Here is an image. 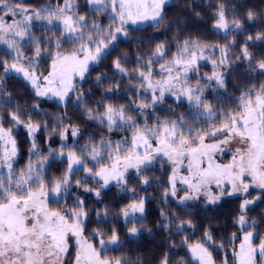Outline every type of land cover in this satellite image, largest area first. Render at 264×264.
<instances>
[{"label":"snow or ice","instance_id":"snow-or-ice-1","mask_svg":"<svg viewBox=\"0 0 264 264\" xmlns=\"http://www.w3.org/2000/svg\"><path fill=\"white\" fill-rule=\"evenodd\" d=\"M85 2L89 12L107 14L110 23L90 21L88 14L79 12L77 0H56L55 6L41 7L26 0H0V45L6 46L11 57L0 59V264H144L126 253L107 254L124 246L120 229L116 223L110 225V220L123 222L126 237L152 231L143 218L146 204L154 197L139 195L130 186L131 179L141 191L153 182L163 189L156 227L167 230L169 239L197 227L190 202L203 198L207 208L238 195L241 202L232 219L237 231L228 241L232 264H264V210L258 217L249 216L264 203V82L253 83L257 73L264 76V53L251 50L256 43L264 44V11L234 0H217L209 5L214 9L212 29L222 33L227 43H209L193 36L181 39L178 29L171 43L155 42L141 52L145 41L130 35L129 25L169 31L179 23L166 18L170 0ZM188 7L196 12L192 5ZM256 22L260 23L255 34L246 33L245 26ZM36 25L43 29L40 35L34 34ZM239 36L245 37L243 42ZM122 39L136 40L135 67H126L131 57L121 52L111 60L112 80L107 72H100L91 81L92 88L78 86L89 82L90 67L111 56ZM65 44L72 47L63 50ZM26 47L30 55L25 54ZM44 59L51 61L46 75L40 67ZM201 61L211 63L210 75L200 74ZM13 73L31 87L37 99L56 98L65 111L45 113L46 119L34 121L32 116L43 109L38 103L29 109L14 98L5 83ZM233 73L245 78L234 85L240 94L231 98L238 104L234 109L217 107L213 101L226 94ZM94 89L101 93L99 99L93 97ZM117 96L125 97L127 103L117 101ZM169 96L177 106L186 103V112L177 115L169 107V115H157ZM70 102L81 109L85 120L109 134L126 135L114 140L111 135L89 134L80 144L84 133L67 112ZM50 120L55 121L51 127ZM20 127L30 141L29 158L24 167L16 169L19 148L14 132ZM41 129L48 133L46 151L37 143ZM53 137L59 139L56 148L50 142ZM233 143L239 147L231 161L218 163L217 154L231 151L228 146ZM54 160L66 161V168L49 177ZM158 162L171 167L166 181L145 174ZM77 173L83 176L74 179ZM89 181L98 187L89 186ZM112 182L121 193L129 194V202L118 212L108 206L96 210V226L87 231L90 215L82 192L101 200ZM181 191L183 196L178 195ZM180 243L194 264H216L209 250L215 244L210 227L204 228L197 242L189 243V236H182ZM219 247L224 249L223 241ZM158 264L173 262L165 254ZM176 264H188V260L180 258ZM221 264H228L227 256Z\"/></svg>","mask_w":264,"mask_h":264},{"label":"trees","instance_id":"trees-1","mask_svg":"<svg viewBox=\"0 0 264 264\" xmlns=\"http://www.w3.org/2000/svg\"><path fill=\"white\" fill-rule=\"evenodd\" d=\"M28 4L33 7H41L45 5L55 6L56 0H26ZM217 0H195L193 4V0H170L169 6L165 8V12L167 14V20H176L178 24H172L171 29L167 32L161 28L160 30L153 29L147 25H139L132 26L129 25L130 35L135 36L137 38H143L145 44L142 48L139 49L141 52H145L146 50L155 46V42H159L162 40H168L170 43L172 42V38L177 34L179 29V34L181 39L186 36L200 37L203 40L209 43H219L224 44L227 41L223 38L222 33H217L212 29V12L214 11L209 5L215 4ZM235 3L245 4L248 7H255L257 10L264 11V0H234ZM188 5H192L195 7L196 12L200 13V16L197 17L196 12H193L189 9ZM79 12L81 14H88L91 20H94L98 14H94L89 12L87 9V5L83 3L79 4ZM247 9H241V15ZM96 15V16H95ZM95 17V18H94ZM100 21L102 23H108V19L103 15H100ZM260 22L247 24L245 26L246 33L255 34V29L259 27ZM42 27L40 25H36L34 28V34L40 35L42 32ZM59 35V33H57ZM153 38V42H149V38ZM245 39L244 36H239L238 41L243 42ZM72 47L71 44H65L63 50H68ZM257 54L264 53V44L256 43L255 46L251 49ZM25 54L30 55L31 50L30 47H26L24 49ZM136 48V40H133L129 43L126 40H121L119 42V47L116 51L112 53L111 56L107 57L103 60L99 65L90 67V71L88 73L89 82L82 83L83 89L87 90L88 88H92L93 84L91 81H94L95 76L100 72H107L109 79H113V74L110 70L111 60L116 56L120 55L121 52H127L131 57V60L126 64L128 68L135 67V52ZM172 51H175V48H172ZM238 51V49H237ZM7 50L0 47V59H10L11 57L7 55ZM50 60L44 59L40 61L41 71L46 73L49 70ZM200 74H211L212 65L208 62L201 61ZM242 67V65H241ZM3 75V70L0 69V76ZM258 79L253 81V83H261L264 82V76H261L259 73L256 74ZM158 78V77H157ZM115 79H119V77H115ZM244 77H241L239 73H233L228 77L227 90L225 95H221L218 100L213 101L217 107H227L234 109L238 104V100H234L231 97H238L240 94V89L235 87L234 85L237 81H244ZM192 82H195V77L192 78ZM6 87L13 94L14 98L19 100L21 104L25 105L29 109L32 108L34 103H38L40 108L43 109L39 115H33L32 119L34 121H41L42 118L46 119L45 113L48 116L53 114H59L65 111L63 106H61L58 101L54 99H48L47 97L37 99L31 89V87L20 77L17 75L10 74L7 79ZM123 91V88L121 89ZM223 92L224 90H220ZM101 93L94 89L93 97L95 99H99ZM73 101L75 97L72 98ZM116 100L121 103H127V99L123 96H117ZM209 100H212V94H209ZM171 107L175 109L177 115L186 112L188 106L187 104H180L177 106L173 102L172 97H166V103L159 106L157 109V115H169L167 109ZM67 112L70 117H72V122L77 123L80 126L81 132L84 133L83 137L79 140L80 144L85 143L89 139V134H92L95 137L107 136L111 135L114 140H118L122 135H126L122 132H114L109 134L105 128L97 126L95 122L87 121L81 116V109L73 106V103H68ZM25 115H28L26 113ZM151 122V118H150ZM55 124L54 120L49 121V126L51 127ZM6 127L8 125H5ZM37 143L41 147L42 150L46 151L45 140L48 136V133L44 132L41 129L37 134ZM14 136L18 143L19 155L17 157L15 168L20 169L24 167L29 158V146L30 141L27 135L26 130L23 127L17 128L14 132ZM71 139V138H70ZM51 144L54 148L58 147L59 139L58 137H53L51 139ZM227 157L230 156L227 152L224 153ZM160 164V163H159ZM165 165L161 167V164L155 166L152 171L148 172L147 175L154 176L160 180L166 181L167 179H163L166 177L165 173ZM66 168V161L54 160L50 161V167L48 168V176L60 175L64 169ZM132 173H130V176ZM83 176V173H77L74 179H79ZM133 182V184H132ZM89 186L98 187L95 185L93 181H89ZM130 186L136 187L139 195H146L148 197H154V199H150L146 204V213L144 216V224L151 228L152 231L143 232L138 237H126L125 228L123 222H117L110 220L109 224L116 223L117 227L120 229L121 240L124 241V246L116 251H110L107 253L108 255H116L119 256L122 253H126L130 259L134 262L139 257L143 260L144 264H158L159 259L167 254L173 264H176V261L180 258H184L188 260V264H194V262L190 259V254L187 252V248L180 243L182 236H189V243H195L200 240L203 236V230L206 227H210L212 230L213 240L215 244L209 250L212 251L213 259L217 264H221L222 260L227 256L228 264H232L233 256H232V245L228 243L229 237L231 233L236 232L237 229L232 224V219L236 214V210L240 204V197H231L224 198L218 205H209L207 208L203 205V198L201 201H193L190 204L193 205L192 211L194 214V222L197 227L195 229H190L181 235L173 234L171 239L168 238V231L159 229L156 227L159 222V207H162L160 193L163 191L162 188H158L156 183L153 182L150 186H147L146 191H141V186L134 179L130 180ZM75 189V185H73ZM82 192V190H81ZM83 198L85 200L86 208L89 210L90 221L88 225V230L91 231L93 227H95V211L101 209L105 206L113 208L115 212H118L120 207L129 202L128 196L129 194L121 193L118 186L110 185L107 189H104L102 192L101 200H97L92 193H83ZM102 201V202H101ZM56 205H53L55 207ZM63 206V204L61 205ZM168 207H171L169 205ZM264 210V203H259L250 213V217H258L261 211ZM262 229L264 227L262 226ZM194 233V234H192ZM87 234V233H86ZM221 241L224 243V249L219 247ZM239 240L235 241V245ZM258 242V241H257ZM175 244V247H169V245Z\"/></svg>","mask_w":264,"mask_h":264},{"label":"rangeland","instance_id":"rangeland-1","mask_svg":"<svg viewBox=\"0 0 264 264\" xmlns=\"http://www.w3.org/2000/svg\"><path fill=\"white\" fill-rule=\"evenodd\" d=\"M77 2L80 4V5H82L83 3H85L86 4V2H85V0H77ZM87 5V4H86ZM87 7V9H89V6L87 5L86 6ZM100 15H103L105 18H107L108 19V23H102L101 21H100ZM96 16V15H95ZM95 18V17H94ZM89 20L91 21V19L89 18ZM94 20H96V21H98L99 23H101L102 25H104V26H107L109 23H110V18H109V16L107 15V14H104V13H99L98 15H97V17L94 19ZM141 25H144V24H141ZM0 47H2V48H4L5 50H7V48H6V46H4V45H0ZM8 51V50H7ZM216 55L217 56H219V52H217L216 53ZM203 62H205V61H203ZM51 63V62H50ZM209 63V62H208ZM50 65V64H49ZM49 68V67H48ZM50 70V69H49ZM48 70V71H49ZM47 71V72H48ZM47 72L46 73H44L45 75L47 74ZM211 73V72H210ZM16 75V74H15ZM52 99H54V100H56V98H52ZM57 101V100H56ZM230 149H231V151H225V152H227L230 156H226L224 153L221 155V154H217V157H216V160H217V162L218 163H222V164H227V163H229L230 161H231V159H232V154H233V152L235 151V149L237 148V147H239V144L238 143H233V144H231V145H229L228 146ZM185 163H187V161H185ZM158 165H160L159 164V162L155 165V166H158ZM165 173H166V177H163V179H167V175L171 172V167L170 166H168L167 164H165ZM146 175L148 174V173H145ZM182 174H187L186 172L185 173H182ZM132 184H133V182H132ZM110 185H116V183L115 182H112V183H110ZM109 185V186H110ZM117 186V185H116ZM178 187H180V185H178ZM178 195L179 196H183L184 195V192L183 191H181V192H178ZM252 195L253 196H255L256 195V192L255 191H253V193H252ZM232 197H239L238 195L237 196H232ZM225 198H231V197H225ZM203 200V199H202ZM240 201H241V199H240ZM264 227V226H263ZM258 243V242H257ZM238 245H239V242L237 243V247H238ZM217 264V263H216Z\"/></svg>","mask_w":264,"mask_h":264}]
</instances>
